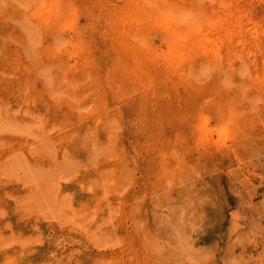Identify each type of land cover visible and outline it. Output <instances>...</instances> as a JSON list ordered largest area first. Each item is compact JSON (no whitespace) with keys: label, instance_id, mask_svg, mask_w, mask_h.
Listing matches in <instances>:
<instances>
[{"label":"rangeland","instance_id":"374dc122","mask_svg":"<svg viewBox=\"0 0 264 264\" xmlns=\"http://www.w3.org/2000/svg\"><path fill=\"white\" fill-rule=\"evenodd\" d=\"M0 264H264V0H0Z\"/></svg>","mask_w":264,"mask_h":264},{"label":"bare ground","instance_id":"6f19581e","mask_svg":"<svg viewBox=\"0 0 264 264\" xmlns=\"http://www.w3.org/2000/svg\"><path fill=\"white\" fill-rule=\"evenodd\" d=\"M255 29V28H254Z\"/></svg>","mask_w":264,"mask_h":264}]
</instances>
